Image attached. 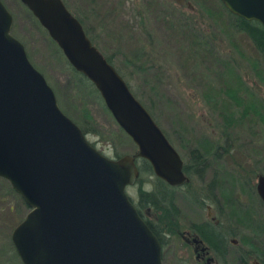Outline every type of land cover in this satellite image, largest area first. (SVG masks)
Wrapping results in <instances>:
<instances>
[{
  "label": "rangeland",
  "instance_id": "obj_1",
  "mask_svg": "<svg viewBox=\"0 0 264 264\" xmlns=\"http://www.w3.org/2000/svg\"><path fill=\"white\" fill-rule=\"evenodd\" d=\"M1 1L12 16L10 34L23 44L62 112L87 129L88 142L110 159L135 154L137 146L100 95L70 72L71 65L35 17L19 0ZM63 2L189 167L192 187L175 193L177 214L153 204L156 177L143 168L142 159L135 161L136 182L126 187L134 208L162 242V264L194 263L190 250L182 255L180 246L190 223L209 219L210 211L190 201L211 182L224 213L243 227L238 236L253 251L249 264L261 260L264 205L253 192L257 177L264 176V56L246 35L234 31L232 14L220 0ZM195 153L204 164L194 160ZM200 167L208 170L202 181L193 172ZM28 210L0 178V264H21L10 236Z\"/></svg>",
  "mask_w": 264,
  "mask_h": 264
},
{
  "label": "water",
  "instance_id": "obj_2",
  "mask_svg": "<svg viewBox=\"0 0 264 264\" xmlns=\"http://www.w3.org/2000/svg\"><path fill=\"white\" fill-rule=\"evenodd\" d=\"M19 2L137 146L110 159L88 142L10 34L12 16L0 0V178L29 208L10 236L21 264H162L160 243L126 187L138 178L136 158L168 185L183 183L180 154L63 0ZM220 2L264 28V0ZM256 182L264 205V176Z\"/></svg>",
  "mask_w": 264,
  "mask_h": 264
},
{
  "label": "flooded vegetation",
  "instance_id": "obj_3",
  "mask_svg": "<svg viewBox=\"0 0 264 264\" xmlns=\"http://www.w3.org/2000/svg\"><path fill=\"white\" fill-rule=\"evenodd\" d=\"M200 164H204L203 160ZM150 170L153 177L154 173L151 166ZM194 171L199 174L201 181L206 179L208 171L207 168L200 167L193 170V172ZM200 171H203V175ZM183 175H185L186 181L178 186L168 185L162 179L159 177L157 178L154 175V177H156V183L154 185L153 180V204H160L163 207L169 208V210L173 211L174 214H177V207H175V193L183 187L188 188L190 186V189L192 187V175H190L189 167L185 166V164L183 167ZM253 193L257 194L259 197L256 192V186ZM193 198L190 203L192 202L193 204H197L200 208H203L202 206H204L208 212L210 211V214L208 213V220L206 219L202 222L190 223V229L186 231V236L182 238L183 241L180 246V250H184L181 252L182 255H184L186 251L190 250L194 260V263L190 262V264H232L236 258L238 259L236 264H249V253L253 251L245 249V247L240 244V236L238 235L239 232L242 231L243 227L239 224L237 218L234 217L233 219H229L230 216L224 213V207L221 205V198L218 194V190L216 189V184L211 182L208 184L207 191L196 193ZM157 239L159 240L158 236ZM159 242L161 247V240H159ZM230 244L231 247H233L232 250L231 247H229ZM263 245L264 244H261L260 246L264 248ZM233 251L234 255L232 256ZM184 259L187 260L185 257ZM255 264H264V257L261 258V260H257Z\"/></svg>",
  "mask_w": 264,
  "mask_h": 264
},
{
  "label": "trees",
  "instance_id": "obj_4",
  "mask_svg": "<svg viewBox=\"0 0 264 264\" xmlns=\"http://www.w3.org/2000/svg\"><path fill=\"white\" fill-rule=\"evenodd\" d=\"M231 16L234 19V22L232 24L234 31H237L238 33H242L246 35V37H248L251 43L254 45L256 51L264 56V28L258 22L255 23L253 21H247V20L245 21L236 15L235 16L231 15ZM106 61L111 63L108 59H106ZM70 70H71L70 72L78 79V81L81 84L86 86L88 89H92L94 93H96L94 86L90 82H88V80L82 74L76 73L72 67H70ZM81 130L84 134H87V129L85 127H82ZM195 154L196 155L194 156V160L200 163V161H202L200 158V155H198L197 153ZM142 162H143V165H142L143 168H145L146 170L147 169L150 170V166L148 162L144 160H142ZM142 194L146 195V193H141V195Z\"/></svg>",
  "mask_w": 264,
  "mask_h": 264
}]
</instances>
